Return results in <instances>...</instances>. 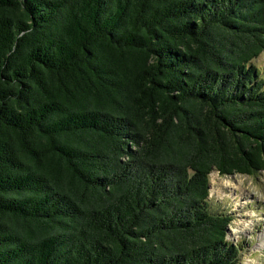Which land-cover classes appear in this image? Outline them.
Returning <instances> with one entry per match:
<instances>
[{
    "label": "trees",
    "instance_id": "1",
    "mask_svg": "<svg viewBox=\"0 0 264 264\" xmlns=\"http://www.w3.org/2000/svg\"><path fill=\"white\" fill-rule=\"evenodd\" d=\"M263 51L264 0H0V264H237Z\"/></svg>",
    "mask_w": 264,
    "mask_h": 264
},
{
    "label": "rangeland",
    "instance_id": "2",
    "mask_svg": "<svg viewBox=\"0 0 264 264\" xmlns=\"http://www.w3.org/2000/svg\"><path fill=\"white\" fill-rule=\"evenodd\" d=\"M264 79V51L252 61ZM209 207L231 215L227 240L238 244L237 264H264V170L255 175L209 174Z\"/></svg>",
    "mask_w": 264,
    "mask_h": 264
}]
</instances>
